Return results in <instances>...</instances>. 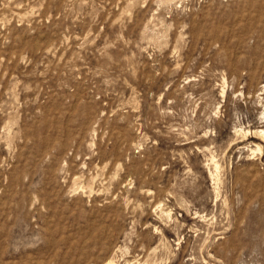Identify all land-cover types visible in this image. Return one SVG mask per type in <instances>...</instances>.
I'll list each match as a JSON object with an SVG mask.
<instances>
[{"label":"rangeland","instance_id":"1","mask_svg":"<svg viewBox=\"0 0 264 264\" xmlns=\"http://www.w3.org/2000/svg\"><path fill=\"white\" fill-rule=\"evenodd\" d=\"M260 130L264 0H0V264H264Z\"/></svg>","mask_w":264,"mask_h":264},{"label":"bare ground","instance_id":"2","mask_svg":"<svg viewBox=\"0 0 264 264\" xmlns=\"http://www.w3.org/2000/svg\"><path fill=\"white\" fill-rule=\"evenodd\" d=\"M258 131V130H257ZM259 133H261V135H264V130H260L259 131ZM258 133V134H259ZM261 150V149H260ZM127 202V201H126ZM157 206V205H156ZM162 212H164V211H162ZM166 212V211H165ZM114 257V256H113ZM114 259V258H113ZM146 260V259H145ZM107 261V260H106ZM113 262V260L112 259H110L109 261H108V263H112ZM139 262V261H138ZM144 263V262H143ZM148 264V263H147Z\"/></svg>","mask_w":264,"mask_h":264}]
</instances>
